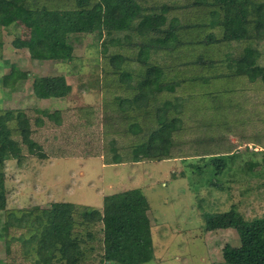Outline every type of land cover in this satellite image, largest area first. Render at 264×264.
<instances>
[{
	"label": "trees",
	"instance_id": "16d2710c",
	"mask_svg": "<svg viewBox=\"0 0 264 264\" xmlns=\"http://www.w3.org/2000/svg\"><path fill=\"white\" fill-rule=\"evenodd\" d=\"M201 14L199 21L193 20ZM16 23L24 24L29 36L15 43L39 59L69 60L73 34L103 36L101 52L108 65L103 82L115 91L119 109L157 108L155 126L131 146L130 155L117 150L118 140L110 142L113 156L107 163L170 158L186 118L179 109L180 94L189 84L183 78L185 65L164 64L176 49L188 45L191 34L198 53L189 65L201 74L206 71L199 80L219 81L226 69L231 79L247 87L248 96L255 93L253 100L264 96L258 91L264 89V0H0V27ZM217 48L224 55L215 61L207 51ZM11 76L16 82L14 72ZM32 83L38 98H62L71 91L62 75L34 77ZM121 90L129 95L118 94ZM166 95L174 99H164ZM243 98L249 100L245 94ZM246 106L254 109L251 102ZM67 111L0 109V229L7 233L9 247L14 240L25 244L27 264H141L154 259L150 204L140 188L109 194L102 206L55 201L45 208L7 211L6 161L21 162L27 155L46 159L47 149L37 134L49 121L61 126L70 117ZM79 114L73 113L76 120ZM251 117L245 116L247 122ZM130 130L139 135L140 123H131ZM232 155L212 156L219 172ZM11 226L30 229V234L9 236ZM229 228L240 243L223 247L224 263L264 264V218L247 219L234 208L207 218V230ZM9 247L6 264H17L11 262Z\"/></svg>",
	"mask_w": 264,
	"mask_h": 264
},
{
	"label": "rangeland",
	"instance_id": "374dc122",
	"mask_svg": "<svg viewBox=\"0 0 264 264\" xmlns=\"http://www.w3.org/2000/svg\"><path fill=\"white\" fill-rule=\"evenodd\" d=\"M201 16L192 18L199 21ZM28 36L29 29L22 23L0 27V109H68L70 117H64L57 128L47 122L37 134L47 149L46 159L27 155L21 162L6 161L7 211L45 208L55 201L102 206L109 194L140 188L150 204L155 256L141 264H225L222 249L226 244L239 245V236L232 228L207 230L206 221L232 208L247 219L264 218V96L253 100L255 93L248 96L247 87L231 79L226 69V77L219 81L215 77L208 83L199 80L206 71L201 74L189 65L198 53L191 34L188 45L176 49L164 64L185 65L183 78L189 84L180 94L179 109L186 118L170 158L107 163L113 156L110 142L118 140L117 150L130 155L131 146L155 126L157 108L141 112L119 109L115 91L103 82L108 67L101 52L103 36L71 35V58L65 61L33 57L15 43ZM207 53L215 61L224 55L218 48ZM58 75L70 84L69 94L38 98L33 78ZM243 94L254 109L246 106ZM169 98L174 99L168 95L164 99ZM73 113H80L77 120ZM249 114L252 117L247 122ZM133 122L141 125L139 135L130 130ZM202 132L203 137H198ZM227 152L234 158H228L219 172L212 156ZM14 228L10 227L9 236L30 234V229ZM6 240L7 233L0 229V264L8 261ZM25 246L16 240L10 243L11 262H30L23 254Z\"/></svg>",
	"mask_w": 264,
	"mask_h": 264
}]
</instances>
